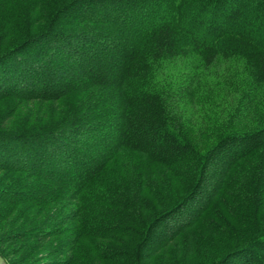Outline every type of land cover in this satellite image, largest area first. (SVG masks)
I'll return each instance as SVG.
<instances>
[{"label": "trees", "instance_id": "obj_1", "mask_svg": "<svg viewBox=\"0 0 264 264\" xmlns=\"http://www.w3.org/2000/svg\"><path fill=\"white\" fill-rule=\"evenodd\" d=\"M14 14L31 26L0 47V107L14 108L0 132L18 123L0 133L8 242L33 256L59 235L52 218L71 197L74 232L99 264H264V0H23ZM190 57L206 69L241 61L261 97L251 129L205 152L168 102L166 68ZM30 102L42 109L21 126L15 104ZM116 167L132 178L109 180ZM239 189L251 215L211 223L214 203ZM175 249L184 257L171 263Z\"/></svg>", "mask_w": 264, "mask_h": 264}, {"label": "rangeland", "instance_id": "obj_2", "mask_svg": "<svg viewBox=\"0 0 264 264\" xmlns=\"http://www.w3.org/2000/svg\"><path fill=\"white\" fill-rule=\"evenodd\" d=\"M22 2L23 0L0 2V47H8L25 40V34L29 31L31 25L24 26L22 22L19 24L20 19L16 18L14 14L15 9L22 8ZM10 31L13 34L16 31H22V33L21 36H18V34L14 36L12 34L13 36L11 35L8 40H5ZM39 54H42L40 58H43V53L39 52ZM198 65V61L194 57H190L187 60L179 61L167 67L165 75L170 84L168 102H173L171 105L178 107V113L181 114L182 125L186 130L187 136L193 139V142L201 152H205L219 143L229 133L252 128L253 117L258 116V111H260L258 110V103L261 101V97H264V90L258 103L257 99L252 100V89L248 87L249 83L247 81L245 66L237 59L220 61L209 69L202 66L198 67ZM22 104L19 106L18 103L15 104V106L17 105L16 108L21 111L20 125H29L31 112L34 110L40 112L42 106L34 102ZM13 109V105L10 107L7 105L0 107V118L3 117L4 120L8 119ZM7 124L9 125L10 121ZM17 128L18 123L15 126L11 124L9 125V130L2 129L0 133L8 132L11 129L16 130ZM260 160V168L258 167V170L261 171L263 167L261 157ZM252 162H254L253 167H255L258 161L250 160V166H252ZM249 173H252V168L249 170ZM107 176L109 180L121 179L123 182L128 177L132 178L131 174L123 176V171L120 167L112 168L107 173ZM247 181L252 183V175L247 177ZM10 183V181L4 178V173L0 172V188ZM103 183L106 184L107 180L103 181ZM248 186L250 185L248 184ZM166 195L171 198L174 196V193L166 191ZM258 196L260 200H264V195L260 193ZM244 197V193L239 189L238 196L235 198H228L225 203L223 200H217L212 206V210L215 213L210 214V222L218 223L219 221L217 222V220H221V217L224 216L226 218L223 222L230 224L232 219L241 217V214L244 212L251 215L252 194L249 197ZM191 203L192 205L198 204V198H195ZM225 204H232L233 206L226 207ZM263 205L261 202L259 207ZM7 206L9 205L5 203L0 204V210ZM76 206L77 203L71 197H64V202L62 203L63 210L57 209L55 211L56 214L53 216L54 218H52V220L57 219V227L53 229L54 223H49L48 225L49 229L59 232V235L50 238L46 242L38 243L40 248H37L33 256L25 255L26 250H23L20 244L8 242L9 239L13 238L12 224L3 232L0 231V248L4 252L9 264H99L96 255L93 254L95 251L91 250L90 243H83L82 239H79L74 232L77 222L74 220V215L71 216V214H74ZM21 209H24V207ZM231 209H234L236 212L233 213V211H230ZM48 210L50 208L46 210L45 216L47 214L51 215L52 211H54ZM67 214L69 215L67 216ZM15 220H11L12 223ZM1 225H4V222H0ZM158 234V230L153 232V235L158 236ZM54 252H58L59 254L50 256ZM176 253L177 250L175 249L172 258H170L171 263L180 262L181 259L178 256L184 257V250H182L181 255H178V253L176 255ZM159 258V260L157 259L159 261L158 264H162V258ZM197 260L195 259V261Z\"/></svg>", "mask_w": 264, "mask_h": 264}, {"label": "water", "instance_id": "obj_3", "mask_svg": "<svg viewBox=\"0 0 264 264\" xmlns=\"http://www.w3.org/2000/svg\"><path fill=\"white\" fill-rule=\"evenodd\" d=\"M0 264H6L4 258L0 255Z\"/></svg>", "mask_w": 264, "mask_h": 264}]
</instances>
